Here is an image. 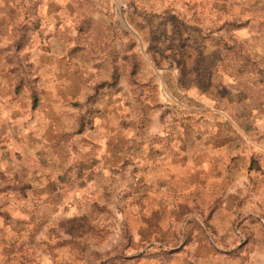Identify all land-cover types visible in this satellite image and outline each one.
Wrapping results in <instances>:
<instances>
[{"label":"rangeland","instance_id":"1","mask_svg":"<svg viewBox=\"0 0 264 264\" xmlns=\"http://www.w3.org/2000/svg\"><path fill=\"white\" fill-rule=\"evenodd\" d=\"M0 264H264V0H0Z\"/></svg>","mask_w":264,"mask_h":264},{"label":"trees","instance_id":"2","mask_svg":"<svg viewBox=\"0 0 264 264\" xmlns=\"http://www.w3.org/2000/svg\"><path fill=\"white\" fill-rule=\"evenodd\" d=\"M33 98H34V107H36L37 103H38V99H37L36 94H33Z\"/></svg>","mask_w":264,"mask_h":264}]
</instances>
